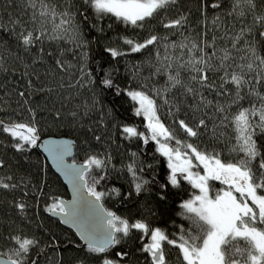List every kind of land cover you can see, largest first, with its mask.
I'll list each match as a JSON object with an SVG mask.
<instances>
[{
  "label": "snow or ice",
  "instance_id": "snow-or-ice-1",
  "mask_svg": "<svg viewBox=\"0 0 264 264\" xmlns=\"http://www.w3.org/2000/svg\"><path fill=\"white\" fill-rule=\"evenodd\" d=\"M85 3L101 18L114 17L134 28H144L156 20L169 35L182 37L180 41H171L169 35L150 31L142 40L123 38L131 53H141L151 47L155 53L153 75L166 76L165 86L153 88L152 95L145 90H127L128 97L136 105L135 114L145 118L148 131L145 134L135 126H125L123 132L129 139L143 138L145 144L154 141L157 151L167 158L170 172L167 183L161 185L162 190L169 185L179 187L181 180L197 190L180 205V215L191 221L193 227H181L180 235L172 239L164 230L152 228L146 221L130 222L103 208L106 193L96 190L97 180L88 183V173L93 167L107 168L110 157L90 156L83 166H77L74 161L68 164L65 157L71 154L72 143L67 140H49L45 150L73 183L76 196L70 203L55 200L47 211L62 215L65 223L77 228L87 246V253L99 264H121L128 253L118 252L117 258H112L110 251L121 243L122 237L133 231L148 238L141 251L149 254L151 264H168L165 245L178 249L183 264H264V152L257 143V133H264V52L249 39L254 30L264 38V12L257 13V0H232L227 16L239 22L238 29L235 23H225L223 13L209 16V8L218 10L222 7L220 0H201V31L195 37L185 35L190 29L189 15L179 11L178 0H85ZM23 4V15L27 18L9 17V23L25 51L36 47L43 53L45 41H64L77 48L83 46L79 25L70 8H60L54 0H23ZM173 9L176 15L166 17L165 14ZM249 15L251 23H245ZM3 28L0 20V30ZM107 51L112 57L127 54L117 48H108ZM55 63L63 71H71L74 67L60 59ZM182 71L188 73L187 82ZM80 72L82 77L88 78L89 84L94 83L89 71L81 68ZM215 74H220L218 84ZM101 83L108 88L117 87L119 91L110 78ZM77 84L84 87L80 81ZM200 89L230 97V102L214 103ZM173 90L194 99L199 97L191 106L194 112L203 111L207 116L211 111L220 121L217 127L231 128L234 141L230 148L234 154L231 159L222 158L215 149L209 151L177 139L174 131L165 125L161 111L170 105L169 94ZM19 95L24 97L25 93ZM244 100L249 101V106H243L241 101ZM168 115H175L171 107ZM177 123L186 136L198 138L202 134L200 129L207 128L208 120L200 118L190 124L181 119ZM0 132L14 138L13 147L19 152L41 146L38 144L40 130L32 119L8 123L0 119ZM213 135H216L215 129ZM257 158L259 162L254 169L253 162ZM5 166V160L0 159V168ZM127 168L135 180L141 181L134 163ZM210 181H219L224 187L213 190ZM146 183H135L136 193H140ZM18 187L11 176H0V188L12 190ZM16 207L23 212L26 205L19 202ZM9 239L15 241V246L7 253H0V264H36L34 260L30 262L29 254L38 245L37 240L20 235ZM78 264L85 262L81 260Z\"/></svg>",
  "mask_w": 264,
  "mask_h": 264
},
{
  "label": "trees",
  "instance_id": "trees-1",
  "mask_svg": "<svg viewBox=\"0 0 264 264\" xmlns=\"http://www.w3.org/2000/svg\"><path fill=\"white\" fill-rule=\"evenodd\" d=\"M54 2L60 8L68 7L73 12L80 28L82 47L77 48L64 41H45L43 53L38 52L36 47L25 51L9 23V17L27 18L23 15V0H0V20L4 25L3 30H0V119L6 123L34 120L40 130V140L47 136L73 138L76 142L77 162L85 163L90 156L110 157L107 168L93 167L88 173V183L97 180L96 190L106 193L102 202L107 210L130 222L146 221L150 227L164 230L169 238H177L181 227H193L191 221L180 215V205L197 190L184 180H181L179 187L169 185L162 190L161 185L167 183L170 172L167 158L157 151L154 141L145 144L143 138L129 139L123 132L125 126H135L145 134L148 131L145 118L135 114L136 105L128 97L127 90H145L152 95L153 88H163L166 82L164 74L153 75L154 50L150 47L141 53H131L123 38L142 40L150 31L160 35L169 33L156 20L144 28H134L114 17L101 18L85 0ZM220 3V9H208L209 16L216 12L223 13L225 23H235L238 29L241 26L239 22L227 16L232 0H220ZM178 8L189 15L190 29L185 35L195 37L201 31V0H178ZM256 11L258 14L264 12V0H257ZM165 15L168 18L175 16L176 10ZM251 20L249 15L245 23H251ZM181 39L179 34L169 35L171 41ZM249 39L255 41L264 52V38L259 37L255 30ZM108 48H117L127 54L112 57ZM57 59L71 63L74 67L71 71H63L56 66ZM81 68L91 73L94 83L89 84L88 78L81 76ZM181 75L187 82L188 73L182 71ZM219 75L214 76L217 84ZM105 78L112 79L119 91L117 87L104 86L101 81ZM77 81L84 87L77 84ZM200 91L214 103L228 104L231 99L204 89ZM20 92H24L25 96L21 97ZM198 99L173 90L169 94L170 105L162 108L161 120L174 131L177 139L209 151L215 149L222 154V158L231 159L234 155L230 152L234 143L231 128L217 127L220 121L211 111L207 116L203 111L194 112L191 106ZM157 102L161 103L159 99ZM241 103L245 107L249 106L248 100ZM169 107L175 115H168ZM235 107L233 105V111ZM32 113H35L34 117ZM200 118L207 119L208 125L206 129H200L202 134L198 138L186 136L177 123L183 119L195 124ZM257 136V143L264 152V133L258 132ZM14 143V138L0 132V159L6 163L4 168H0V176H11L13 182L19 184L18 188L12 190L0 188V253H7L15 246V241L10 240V237L20 235L39 242L29 254L30 262L78 264L83 260L85 264H99L97 259L87 253V247L83 246L76 234L53 219L47 211L55 200L68 197L67 188L61 179L48 165L38 147L19 152L13 147ZM258 162L259 158L253 162L254 169ZM133 163L137 176L141 181H147L140 193H136L135 183L141 181L135 180L127 168V165ZM212 182L213 190L223 187ZM162 196L165 198L162 199ZM19 202L26 205L23 212L16 207ZM147 242V237L133 231L129 236L121 238V243L111 249L110 255L117 258L118 252H127L128 256L121 264H151L149 254L141 251ZM165 255L168 264H183L175 247L165 245Z\"/></svg>",
  "mask_w": 264,
  "mask_h": 264
},
{
  "label": "water",
  "instance_id": "water-1",
  "mask_svg": "<svg viewBox=\"0 0 264 264\" xmlns=\"http://www.w3.org/2000/svg\"><path fill=\"white\" fill-rule=\"evenodd\" d=\"M49 140H58V141L67 140V141H70L72 143V149H71V154L65 157L66 162L68 164H72L73 161H74L77 166H83L85 163L77 162L75 160V154H76L75 143L76 142H75V140L73 138H70V137H67V136H47V137L42 138L39 141V143H38L41 146H37V147H38L39 151L45 157L48 165L52 168V170L61 179V181L63 182V184L67 188L68 197H61L59 200H63L66 203H70V202H72L74 200V198L76 196V193L74 192V189H73V183L70 181L69 178H67L65 176L64 171H62L61 169H59L57 167L56 163L52 160V158L49 156L48 152L45 150L46 146H47V142ZM102 205H103V208L107 209L105 207V205L103 204V202H102ZM49 215L53 219L59 221L62 226L72 230L76 234V236L80 240V242L83 244V246L87 247L85 242H84V240L81 238L77 228L74 227L71 223H65L64 222V217L62 215H55L53 213H49ZM2 258H6V256L2 257Z\"/></svg>",
  "mask_w": 264,
  "mask_h": 264
},
{
  "label": "rangeland",
  "instance_id": "rangeland-1",
  "mask_svg": "<svg viewBox=\"0 0 264 264\" xmlns=\"http://www.w3.org/2000/svg\"><path fill=\"white\" fill-rule=\"evenodd\" d=\"M194 163H195V161H194ZM195 170H196V169H194V171H195ZM200 171H201V174H203L202 167H201ZM209 183H210V186H212V183H213V182H212V181H210Z\"/></svg>",
  "mask_w": 264,
  "mask_h": 264
},
{
  "label": "flooded vegetation",
  "instance_id": "flooded-vegetation-1",
  "mask_svg": "<svg viewBox=\"0 0 264 264\" xmlns=\"http://www.w3.org/2000/svg\"><path fill=\"white\" fill-rule=\"evenodd\" d=\"M215 182H217V183H219L220 185H222L219 181H215ZM223 186V185H222ZM224 187V186H223Z\"/></svg>",
  "mask_w": 264,
  "mask_h": 264
}]
</instances>
